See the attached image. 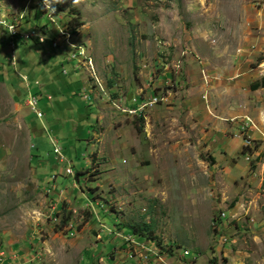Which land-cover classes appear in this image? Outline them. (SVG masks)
Returning a JSON list of instances; mask_svg holds the SVG:
<instances>
[{"label":"rangeland","instance_id":"rangeland-1","mask_svg":"<svg viewBox=\"0 0 264 264\" xmlns=\"http://www.w3.org/2000/svg\"><path fill=\"white\" fill-rule=\"evenodd\" d=\"M3 18L47 41L14 66L0 24V264H264V0H0Z\"/></svg>","mask_w":264,"mask_h":264},{"label":"built area","instance_id":"built-area-1","mask_svg":"<svg viewBox=\"0 0 264 264\" xmlns=\"http://www.w3.org/2000/svg\"><path fill=\"white\" fill-rule=\"evenodd\" d=\"M51 9L52 8H50V10ZM19 22H20V20L9 19V18H3L2 20H0V24L1 25H4V26L8 27L9 33H10V35L12 37L11 39L15 38L14 36H16L18 34L21 35V37H23L24 40L30 39L32 36L36 35V32L33 29H29L27 32H22V31L20 32V30H19ZM46 25L48 27V24H45V26ZM49 25H51V24L49 23ZM45 30H47V29H45ZM61 35H63L62 31H61ZM38 36H39V41L41 43H44L46 41V38H45L44 35H40L39 34ZM66 42H67V45L70 46L73 49V51L72 50H70V51L65 50V52L68 53V55L70 54V57L68 56L69 60H75L76 61V56H74V43H72L70 41V39H66ZM52 47H54V48L62 47L63 48L64 46L63 45H59L58 40H55V38H53ZM11 48H12V51H13V55H12L13 63L12 64L15 66L16 65V61H15V54H14V50H15V42L14 41H11ZM76 68L81 70L82 66L81 65H77V62H76ZM262 75L264 76V69H262ZM23 78L26 80L25 77H23ZM26 104L31 108V110H33L34 112L37 113L38 117H42L43 116L42 112H40L38 110V101H37V98L35 96L29 95V97H28V99L26 101ZM133 113L135 114L136 110H134ZM55 152L57 153V156H58L60 161H65V158H64V156H63V154L61 152V148H56ZM66 172H67V174H73V171H72L71 167L67 168ZM135 242H136L135 240H132L133 244H136ZM185 253H186V251H185Z\"/></svg>","mask_w":264,"mask_h":264},{"label":"trees","instance_id":"trees-1","mask_svg":"<svg viewBox=\"0 0 264 264\" xmlns=\"http://www.w3.org/2000/svg\"><path fill=\"white\" fill-rule=\"evenodd\" d=\"M79 25H80V23H79ZM46 32V31H45ZM44 32V33H45ZM35 36H38V35H34V36H32V39H35ZM15 37V41L17 42V44H16V49H17V47H18V45L19 44H22L23 42H25L24 41V38L23 37H21V35H16V36H14ZM38 41H39V36H38ZM47 41V40H46ZM39 43L40 44H42L40 41H39ZM35 84H36V81H35ZM37 85V84H36ZM261 87H264V79L262 80V82H260V81H257V82H255V83H253V84H251V89L252 90H257V89H259V88H261ZM38 92V91H37ZM33 95V94H32ZM33 96H35V95H33ZM36 97V96H35ZM37 98V97H36ZM48 99H51V97L50 96H48ZM37 101H38V99H37ZM51 143L53 144V146H54V153L56 154V156H57V153L55 152V149L56 148H61L59 145H58V140L57 139H55V138H53L52 137V139H51ZM61 151H62V149H61ZM79 174V173H78ZM78 174H77V176H78ZM79 178V177H78Z\"/></svg>","mask_w":264,"mask_h":264},{"label":"clouds","instance_id":"clouds-1","mask_svg":"<svg viewBox=\"0 0 264 264\" xmlns=\"http://www.w3.org/2000/svg\"><path fill=\"white\" fill-rule=\"evenodd\" d=\"M5 29H6V31H7V33H8V39H7V41H8V46L10 45V48H11V42H9V41H14L15 42V50H14V52H16V41H15V38H13V39H11L12 37H11V35H10V33H9V30H8V27H6V26H4V25H2ZM12 49V48H11ZM15 54V53H14ZM12 55H13V52L12 53H10V56H11V61H12ZM12 63H13V61H12ZM16 66V65H15ZM82 70V69H81ZM82 72V71H81ZM80 72V73H81ZM36 84L37 85H39V83L38 82H36ZM29 97V96H28ZM62 152V151H61ZM63 162V161H62ZM73 171V170H72ZM67 173V172H66ZM69 175H74V172H73V174H69Z\"/></svg>","mask_w":264,"mask_h":264},{"label":"crops","instance_id":"crops-1","mask_svg":"<svg viewBox=\"0 0 264 264\" xmlns=\"http://www.w3.org/2000/svg\"><path fill=\"white\" fill-rule=\"evenodd\" d=\"M1 50H3L2 48H1ZM75 69H76V72L77 73H80L82 70H80V69H77L76 67H75ZM81 75V74H80ZM1 83V82H0ZM4 84V83H3ZM5 85V84H4ZM6 86V85H5ZM5 86H4V89H6L5 88ZM83 87H85L86 88V86H85V82H83ZM5 92H6V90H5ZM6 94L8 95V93L6 92ZM9 97V96H8ZM12 100V99H11ZM13 101V100H12ZM14 104H16L17 105V103H15V102H13Z\"/></svg>","mask_w":264,"mask_h":264},{"label":"bare ground","instance_id":"bare-ground-1","mask_svg":"<svg viewBox=\"0 0 264 264\" xmlns=\"http://www.w3.org/2000/svg\"><path fill=\"white\" fill-rule=\"evenodd\" d=\"M62 33H63L64 37H66L67 35L70 34V33H68V32H64V31H62ZM59 35H60V34H59ZM70 35H71V34H70ZM58 38H60V37H58ZM79 49L83 50L81 46H79ZM85 57L87 58V60H89V57H88V56H85Z\"/></svg>","mask_w":264,"mask_h":264}]
</instances>
